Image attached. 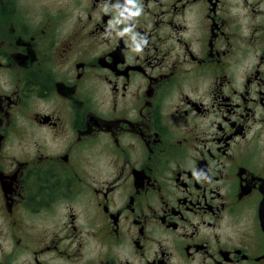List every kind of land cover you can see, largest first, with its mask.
Masks as SVG:
<instances>
[{"label": "flooded vegetation", "instance_id": "obj_1", "mask_svg": "<svg viewBox=\"0 0 264 264\" xmlns=\"http://www.w3.org/2000/svg\"><path fill=\"white\" fill-rule=\"evenodd\" d=\"M263 201L264 0H0V264H264Z\"/></svg>", "mask_w": 264, "mask_h": 264}, {"label": "water", "instance_id": "obj_2", "mask_svg": "<svg viewBox=\"0 0 264 264\" xmlns=\"http://www.w3.org/2000/svg\"><path fill=\"white\" fill-rule=\"evenodd\" d=\"M263 214H264V212H263Z\"/></svg>", "mask_w": 264, "mask_h": 264}]
</instances>
